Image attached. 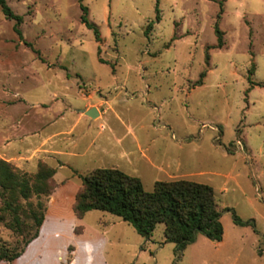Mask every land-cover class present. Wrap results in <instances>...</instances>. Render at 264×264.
<instances>
[{
  "label": "rangeland",
  "instance_id": "374dc122",
  "mask_svg": "<svg viewBox=\"0 0 264 264\" xmlns=\"http://www.w3.org/2000/svg\"><path fill=\"white\" fill-rule=\"evenodd\" d=\"M7 2L23 21L19 34L0 8V152L51 153L27 169L0 158L29 174L39 163L56 170L43 198L48 234L15 264H86L83 249L71 255L73 230L94 225L119 231L107 246L112 264H264V0ZM102 167L140 177L148 191L158 180L211 185L223 238L199 233L180 254L164 223L147 239L108 211L77 217L81 176ZM20 212L23 234L8 227L0 195V251L20 250L34 232Z\"/></svg>",
  "mask_w": 264,
  "mask_h": 264
},
{
  "label": "trees",
  "instance_id": "16d2710c",
  "mask_svg": "<svg viewBox=\"0 0 264 264\" xmlns=\"http://www.w3.org/2000/svg\"><path fill=\"white\" fill-rule=\"evenodd\" d=\"M0 8L8 19L16 20L15 30L21 34L19 25L23 21V16L16 14L7 0H0ZM81 8L82 21L88 28L94 30L96 39L101 41L99 26L88 19V6L81 3ZM157 12L159 21L161 17L158 5ZM152 27L153 22H150L146 33ZM215 30L218 47H221L223 32L218 23ZM204 75L205 72L202 73V76ZM198 83L203 82L200 80ZM38 166L34 174H29L0 158V195L3 210L12 215V221L7 225L13 231L23 234L26 227L20 214V211H23L32 219L34 226V232L24 241L23 248L14 252L8 248H1L0 261L5 260L11 264L40 234L47 211V202L43 198L47 199L56 187L53 178L56 170L43 163H39ZM81 177L82 186L73 203V211L79 218H83L93 209L108 211L131 224L147 239L152 236L158 223H164L165 241L175 243L176 252L180 254L189 244L196 241L199 233H204L216 241L223 238L221 212L215 190L209 184L189 179L158 180L153 190L148 191L140 177L114 167L97 168ZM33 196L38 198L37 203L30 200ZM3 219L4 215L0 214V220ZM235 222L244 223L236 215ZM81 230L82 226L75 228L76 232Z\"/></svg>",
  "mask_w": 264,
  "mask_h": 264
},
{
  "label": "crops",
  "instance_id": "0c3cea01",
  "mask_svg": "<svg viewBox=\"0 0 264 264\" xmlns=\"http://www.w3.org/2000/svg\"><path fill=\"white\" fill-rule=\"evenodd\" d=\"M32 152L27 150H21L20 152L19 151L15 152V156L12 155L10 157H7L0 152V156L4 159L14 161L21 168L27 169L29 166L30 167L32 165L35 166L36 162L40 157H43L46 154H50L51 149L38 148L36 149L35 152L36 156H32L31 154ZM46 221L47 218L45 219V223L41 228L39 236L36 239H34L32 242H30L29 245L26 247L24 253L20 257L15 259L11 264H15L17 260L21 259L22 257H25V255H27V253L29 252L31 246L34 243H36V241H38L41 237H44L45 234H48V232L45 230ZM116 229L117 228L114 225H103V226L94 225L88 228L87 227L84 228L82 226V230L80 232H76L74 228L73 233L74 235H76V237H78L79 240L77 241L78 243H74L75 245L73 244V247H71L72 249L71 255H74L79 248L85 251L87 255L88 264H91V261H95V260H96V264H112L107 260L106 254H107V246H113L116 245V243H118L119 236L113 235L114 233H119V231H117ZM71 240H74V238L72 237ZM39 256L41 255L39 254ZM75 260L76 257L70 256L69 264H73ZM36 262L37 261H35V264ZM0 264H9V262L2 260L0 261Z\"/></svg>",
  "mask_w": 264,
  "mask_h": 264
},
{
  "label": "water",
  "instance_id": "95a60500",
  "mask_svg": "<svg viewBox=\"0 0 264 264\" xmlns=\"http://www.w3.org/2000/svg\"><path fill=\"white\" fill-rule=\"evenodd\" d=\"M86 113L94 118L99 115V110L97 107H92L89 110H87Z\"/></svg>",
  "mask_w": 264,
  "mask_h": 264
}]
</instances>
